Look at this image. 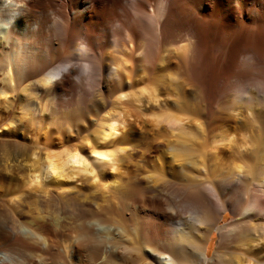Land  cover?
<instances>
[{
	"label": "clouds",
	"instance_id": "obj_1",
	"mask_svg": "<svg viewBox=\"0 0 264 264\" xmlns=\"http://www.w3.org/2000/svg\"><path fill=\"white\" fill-rule=\"evenodd\" d=\"M79 3L0 0V264H264V0Z\"/></svg>",
	"mask_w": 264,
	"mask_h": 264
},
{
	"label": "bare ground",
	"instance_id": "obj_2",
	"mask_svg": "<svg viewBox=\"0 0 264 264\" xmlns=\"http://www.w3.org/2000/svg\"><path fill=\"white\" fill-rule=\"evenodd\" d=\"M194 5L197 9V11L204 16L208 15H218L222 16V23L226 28H231L234 26L235 21L233 16L229 13L227 7H226V0H218L217 6L215 8L210 7L206 0H193ZM244 2L247 4L249 0H244ZM86 6V0H80L79 7H85ZM83 20L85 22H91L94 20H98L99 18L85 12L83 14ZM245 19L247 20L248 17L245 16ZM146 92L149 90L146 88ZM153 115L156 116V122L159 123H166L169 127L175 129L179 127L176 124L177 120L181 121V124L183 123V118L177 114V113H154ZM226 118L224 121H219L215 123L214 127L217 131V134L219 136V139L216 141V147L221 148L223 146H229L231 150H235V146L237 144V141L234 139L235 133L230 131V125L227 124V120H239L242 116L239 112H233V113H226ZM240 126L237 125V131H240ZM139 132H131L128 134V136L124 139L123 142H133L139 138ZM224 148V147H223ZM226 148V147H225ZM239 151H243V146L239 149ZM242 162V161H241ZM243 163V162H242ZM234 166L237 170L243 171L245 169V164L236 163L234 162ZM261 251H264L262 249H256L254 254L259 255Z\"/></svg>",
	"mask_w": 264,
	"mask_h": 264
},
{
	"label": "rangeland",
	"instance_id": "obj_3",
	"mask_svg": "<svg viewBox=\"0 0 264 264\" xmlns=\"http://www.w3.org/2000/svg\"><path fill=\"white\" fill-rule=\"evenodd\" d=\"M224 148L226 147L227 149H230V148H228L227 146H223ZM223 147H221V148H223ZM231 150V149H230ZM236 163H241V164H243L241 161H239V162H236ZM249 223H251V222H249Z\"/></svg>",
	"mask_w": 264,
	"mask_h": 264
}]
</instances>
